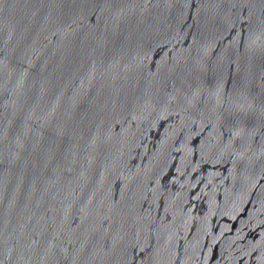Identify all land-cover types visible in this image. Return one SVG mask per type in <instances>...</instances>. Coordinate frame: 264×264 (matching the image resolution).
<instances>
[{"label": "water", "instance_id": "water-1", "mask_svg": "<svg viewBox=\"0 0 264 264\" xmlns=\"http://www.w3.org/2000/svg\"><path fill=\"white\" fill-rule=\"evenodd\" d=\"M0 264H264V0H0Z\"/></svg>", "mask_w": 264, "mask_h": 264}]
</instances>
